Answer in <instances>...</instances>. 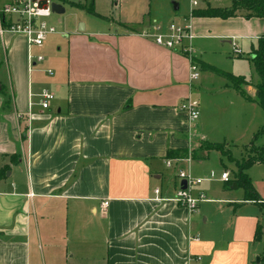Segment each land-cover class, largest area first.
Here are the masks:
<instances>
[{"label":"crops","instance_id":"obj_1","mask_svg":"<svg viewBox=\"0 0 264 264\" xmlns=\"http://www.w3.org/2000/svg\"><path fill=\"white\" fill-rule=\"evenodd\" d=\"M149 5L120 0L119 18L77 21L82 33L64 24L56 41L33 49L56 47L32 69L23 37L0 41V264L260 263L254 233L264 213L228 183L209 188L215 180L194 188L208 201L189 212L172 201L176 171L166 161L206 178L202 166L215 156L228 171L235 164L202 148L228 150L231 139L240 161L263 129L262 109L203 66L243 77L255 99L259 80L248 61L264 19L242 11L227 20L184 17L200 70L189 85L186 57L138 35L175 18L152 16ZM41 91L54 95L48 110ZM187 97L199 107L195 122L178 110Z\"/></svg>","mask_w":264,"mask_h":264},{"label":"built area","instance_id":"obj_2","mask_svg":"<svg viewBox=\"0 0 264 264\" xmlns=\"http://www.w3.org/2000/svg\"><path fill=\"white\" fill-rule=\"evenodd\" d=\"M113 5H117L120 0H110ZM67 0H0V41L5 43L6 37H23L27 43V59L30 69L41 63L44 58L41 55H34L33 49L43 47L49 37L59 33L56 27L49 21L53 14L59 15L53 11V5L64 6ZM64 8V7H63ZM61 23V20H58ZM138 35L144 39H149L157 47L174 51L186 57L189 63V85L196 82L200 75L199 65L195 62L190 45L193 35L189 25L186 22L181 24L169 21L165 26L152 24L143 28ZM232 54H240L235 46ZM51 75V71L47 72ZM39 105L41 109L48 110L50 102L54 95L48 91H43L39 95ZM178 110L186 114L191 122L198 120L200 111L198 104L190 97L184 99ZM179 161H166L168 168L175 169V189L172 201L179 206L187 209L189 212L197 210L200 203L208 201L205 195L197 193L193 195L195 187L204 182L219 179L222 183H229V174L223 171L218 177L214 172L209 173L206 178H194L181 168H178ZM185 183V188L181 183ZM157 201H164L159 198L160 190L153 192ZM107 203L103 204L106 207ZM194 261H200L196 258Z\"/></svg>","mask_w":264,"mask_h":264},{"label":"rangeland","instance_id":"obj_3","mask_svg":"<svg viewBox=\"0 0 264 264\" xmlns=\"http://www.w3.org/2000/svg\"><path fill=\"white\" fill-rule=\"evenodd\" d=\"M149 7L147 8L148 11L151 12L152 16H163L164 17H168V14L173 15L175 18L172 19L175 23L177 24H181L183 23L181 20L185 19V18H189L191 16V12L193 10L198 11V10H203V8L208 9H223V10H227L230 9L231 7V1L230 0H149ZM175 3L176 5H178V10L175 12L172 10V4ZM71 5H75L74 7H71ZM195 5V6H193ZM92 7V10L102 16L103 18H105V20H100L99 18L93 17L89 14H87L84 10H81L82 7ZM64 14L63 15H55L53 14L51 16V18L49 19V21L56 27L57 32L62 33L63 31V26L65 25H71V27H77V21L79 22H86L88 27L93 25V26H97V25H101V21H107V22H111V21H115L114 19L119 18V11L114 7L113 3L110 0H67V2L64 3ZM204 9V10H205ZM131 10V9H129ZM170 15V16H171ZM185 17V18H184ZM58 20H61V23L58 22ZM117 24H119L117 22ZM148 27V26H146ZM60 34L58 35H54L49 37V39L47 40L50 41L49 43H52V41H56V38L59 37ZM7 39V37L5 38ZM46 43V44H47ZM45 44V45H46ZM51 48L49 49L48 52H44L43 50H40L39 53L41 55H43V58L49 61L51 56H53L54 52L56 51V47L55 45L50 46ZM226 47V46H224ZM249 60L251 57V52L249 54ZM250 61H248L249 63ZM250 67L252 68L251 62H250ZM252 71V70H251ZM253 72V71H252ZM3 75H5L3 73ZM45 77H48L46 74H43ZM249 77V75H248ZM2 80L4 81L3 85L6 84V79H4V77L2 76ZM2 85V86H3ZM4 87V86H3ZM240 89L245 92L246 94V89L245 86H240ZM43 91H41L42 93ZM247 95V94H246ZM264 129V126H263ZM261 130V129H260ZM259 130V131H260ZM229 133V130H228ZM264 136V135H260L257 140L253 143L254 148H262L264 145L259 144L260 143V138ZM252 140H250V142L248 143V146L250 145ZM236 145L233 143V141H228V150H226L224 148V146H222V153L224 156V158H226V160L228 161V163H234V159L232 158L231 154L235 157L238 158L237 156V150L234 148ZM234 148V149H233ZM237 148H239L237 146ZM203 150L208 149V147L206 148H202ZM246 153V154H245ZM244 153L242 159L247 158L249 156V151L247 150ZM229 157V160H228ZM241 159V160H242ZM240 160V161H241ZM239 162V161H238ZM235 167V168H234ZM227 172L229 174V183L226 184V187L229 191V193H231L234 196H242L244 198V190L241 186H239L236 190H231L232 184H234L237 181V168L236 166H230L228 164L227 167ZM213 171L214 173H216L217 177L221 174V171H223V168L220 166L219 161L215 158V156H211L210 158V162H207L206 164H204L202 166V172L203 175H209V173ZM244 174L247 176L249 182L251 183L252 188L254 189V192L256 193V195L262 199L264 198L262 196V188H264V164H261V166L259 167H255L252 166L250 167L248 170L244 171ZM207 175V176H208ZM206 176V177H207ZM219 182L218 178L211 182V184H207L209 188H219ZM205 185L206 183H210V182H204ZM205 194V197L207 198V194ZM246 195V194H245ZM264 200V199H262ZM262 229H264V226H262ZM256 245V249L258 250L257 256L258 259L262 258V254L264 251V233L261 234L260 239L258 241L255 242ZM256 256V257H257ZM256 257L254 258V262H256ZM259 264H264L263 261H261L260 259V263Z\"/></svg>","mask_w":264,"mask_h":264},{"label":"trees","instance_id":"obj_4","mask_svg":"<svg viewBox=\"0 0 264 264\" xmlns=\"http://www.w3.org/2000/svg\"><path fill=\"white\" fill-rule=\"evenodd\" d=\"M75 5H71L74 7ZM81 10H84L87 14L99 18L100 20H105V18L96 14L92 7H82ZM242 11L244 12V18H260L264 19V0H231L230 9H205V10H193L191 12V17L193 18H218L222 20H227L230 18H234L237 14ZM251 65L254 69L258 77V84L256 86V96L255 99L250 98L240 89V86H246L247 83L243 77H234L227 73H224L218 69L209 66H203L204 69H207L214 73L215 75L226 79L232 87L240 94V96L247 102H252L258 105L264 112V36L258 40L257 47L251 52L250 57ZM0 93L4 95L3 88L0 87ZM10 103V99L8 100L7 105ZM260 135H264V129H261L256 134H254L250 145L247 147L249 151V156L247 158H243L241 161H234L235 166L237 168V181L232 184L236 185L238 188L241 186L244 190V202H250L257 206L264 213V200L260 199L254 189L251 186L247 176L244 174V171L248 170L250 167L257 164H264V146L262 148H254L253 143L257 140ZM222 145H209V150L218 151L222 156ZM229 160V157H228ZM262 227L257 225L255 233H254V241H258L262 234ZM261 261L264 262V251L262 254Z\"/></svg>","mask_w":264,"mask_h":264},{"label":"water","instance_id":"obj_5","mask_svg":"<svg viewBox=\"0 0 264 264\" xmlns=\"http://www.w3.org/2000/svg\"><path fill=\"white\" fill-rule=\"evenodd\" d=\"M178 10V6L176 4H173V11H177ZM53 11L59 15H63L65 10L63 7L59 6V5H53ZM78 32L82 33L84 31V25L82 23H80L77 27ZM181 185L183 186V188H185V183L182 182ZM233 189H236V185L232 186ZM256 262H259V259H256Z\"/></svg>","mask_w":264,"mask_h":264}]
</instances>
